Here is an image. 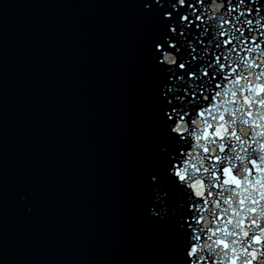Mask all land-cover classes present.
Returning <instances> with one entry per match:
<instances>
[{
    "label": "water",
    "instance_id": "1",
    "mask_svg": "<svg viewBox=\"0 0 264 264\" xmlns=\"http://www.w3.org/2000/svg\"><path fill=\"white\" fill-rule=\"evenodd\" d=\"M0 264H111L94 0H0Z\"/></svg>",
    "mask_w": 264,
    "mask_h": 264
},
{
    "label": "snow or ice",
    "instance_id": "2",
    "mask_svg": "<svg viewBox=\"0 0 264 264\" xmlns=\"http://www.w3.org/2000/svg\"><path fill=\"white\" fill-rule=\"evenodd\" d=\"M184 2L185 0H183V3ZM233 17H236V19H233ZM242 17L243 16L240 14L238 16H227L224 15L223 12L217 14L216 16L206 15L201 21V24L196 25V27L201 28L199 36L207 38V44L201 50L198 51L197 48L194 47L193 43L188 42L187 48L191 51L186 52L184 57H178L174 53L180 51L179 45L174 44L171 40H169L166 42L168 50L162 51L161 54L164 64L177 66L178 69L183 70L184 73L191 76L193 81L200 80L201 77L207 78L202 80L199 87H193L192 85L186 83L184 75L179 72H173V75L176 76L177 82L181 86L189 88L193 93H201V97L198 101L191 102L199 105L198 107L193 108L191 115L188 111H185L187 108L186 103L179 108H172L175 119H173V116H169V119L172 120L171 132L178 135L186 134L187 137H191L197 142L195 145L196 148L202 149L203 153H213L211 158L217 162L215 165L210 164L205 166V162L209 159V157L203 155V168H201L199 164L198 167L197 164L190 163V160L184 161L185 166H173L174 171L172 174L178 178L180 182L186 185L194 198H204L205 193H207V196H213L214 193L210 189L216 185L223 187L225 185L234 184L238 189L244 188L245 185V181L242 178H237V176L234 175V171H238L239 169L233 163L235 158L232 155L230 157L226 151V148L227 150H230L234 147L231 140H235L239 143L242 138L238 135V130H235L233 127H229L228 103L226 101V97L229 96V92L221 91L232 81H236L241 85L244 83V78L239 75L238 70H234L233 68V64H240V60L235 59L237 55L245 57L246 55H241V53H248V45H259L261 48H264L262 47L264 44H260L261 39L259 42H256L258 35L259 37H264L261 35V33H264V31H261L264 30V28H260L258 31L255 20L249 19L245 21ZM196 20H201V16L199 14L196 15ZM181 21H188L189 24L192 23V21L188 19L187 15L182 16ZM260 23L264 25V20ZM253 24H255L256 31H253ZM241 25L243 27H241ZM245 27L248 29V35L245 34ZM171 31L175 33L177 29L173 28ZM252 33L257 34L256 39H253ZM178 39L183 41V33H181ZM245 40H249L250 43L246 44ZM197 52L198 55H194V53ZM167 55L175 57L172 64L167 63L165 59ZM188 56H191V60L187 59ZM193 61H196L197 63L202 62L199 69H193L191 67ZM178 90L179 89L177 88L169 89V91L173 93ZM241 91L243 95L241 103L246 105L242 111L247 116L252 117L253 113L247 110L249 106L255 107L257 104L264 106V84L248 83L247 87L242 88ZM240 94V92L236 91L231 92L232 119H235V113L237 112L236 100ZM182 99L183 97L181 96L175 97V100L177 101ZM205 100H208L209 102L218 100V103L213 105L212 110H209L206 105L202 108L203 101ZM168 103L171 105L173 101L170 100ZM213 112L216 114H212ZM206 115H211L212 122H209L206 119ZM185 117H188V119H185ZM198 117L201 119L198 120ZM197 122H199V126ZM213 137L215 139H213ZM181 139H183L185 143L188 142L184 135H181ZM201 141L204 143H201ZM191 147H193L192 144ZM220 153H225V155L221 156ZM185 155L187 156L188 153ZM251 164L258 167L256 160H253ZM189 167H191L195 172H199L200 169H202L203 173L207 174V177L209 173H211L213 177L212 181L210 182L207 179V183H205L203 178L194 177L192 172L188 171ZM260 170L261 172H264V169ZM218 172L220 173L219 175H217ZM228 190L230 189H224L225 192ZM221 195H223V193H221ZM202 200L203 204L211 203V201L206 199ZM251 202L252 204H256L257 201L252 200ZM223 203L225 205L232 203L231 196H229L227 200H224ZM238 203L239 205H245L246 199L243 195L239 199ZM215 206L220 208L218 203H216ZM196 209L198 212L200 211L197 207ZM248 210L250 212H256L255 208L250 207ZM208 211L211 212V209ZM224 211H226V209H224ZM239 212L240 209H233V215L238 216ZM201 219L202 218L196 219L197 224L200 223ZM229 223H231V221H229ZM253 224H255V220H253ZM239 225L240 222L238 221L236 226L239 227ZM257 227L259 228V233H264V224L256 225L255 228ZM209 231H211V229H209ZM221 231H223V237H232L236 235V233L230 232L227 229H223ZM255 233L256 231H253L251 236H249L248 232L243 233L245 237H248L247 246L241 247V251L244 253L243 264H264V235H256ZM215 235L216 232L212 231V234L208 237V239L212 240V237ZM191 239L193 241H197L200 239V236L193 235ZM235 244H237V240L235 239L230 241L220 237L216 240H212V243H208L210 249L214 246L215 249L222 248V250H224L223 254L225 255H227L230 251L233 253L232 258L228 261V264H240V257L235 254V247H233ZM201 247V245L196 243H192L190 245L187 255L193 258L191 260V264H200V262L205 259L206 254L204 259H201L199 255ZM218 264H222V261L218 262Z\"/></svg>",
    "mask_w": 264,
    "mask_h": 264
},
{
    "label": "clouds",
    "instance_id": "3",
    "mask_svg": "<svg viewBox=\"0 0 264 264\" xmlns=\"http://www.w3.org/2000/svg\"><path fill=\"white\" fill-rule=\"evenodd\" d=\"M179 2L183 4V0H179ZM231 4L232 0H228V5L230 7ZM202 7H205L207 11H210L211 16H216L221 12H223L224 15L231 16V11H223V9L225 8L224 0H211V3L202 5ZM242 8L243 0H240V3L235 7L234 10L240 15L244 16L245 13ZM248 10L251 11V6ZM233 19H236V17H233ZM253 19L256 21L258 31L260 28H264V25L260 23L262 20H264V7L257 11ZM247 20L249 19L245 18V21ZM261 35L264 36V33H261ZM252 37L253 39H256L257 34L252 33ZM260 44H264V39L260 40ZM247 47L249 48V51L245 57H240L239 55H237V57L235 58L240 60V64H233L234 70H238L239 75L244 78L243 85L237 83L236 81H232L225 87V89L221 90L222 92H229V96L226 98V101L228 103L229 127H233L235 130H238L239 136L242 138L241 142H236V145L232 149H230V152L235 158L234 161H240V167L238 171L241 178L245 181V187L241 191L235 193H232L231 190L227 191L229 192V196H231L232 198V203L227 204L226 212L232 210L233 205H236L237 209L239 208L238 201L242 195L248 201L256 200L264 202V182H262L264 181V172L260 173L259 179H255L252 181H249L248 175V166L253 160H256L257 166L260 169H264V106L255 108V112L253 113L252 117H249L242 111L246 107V105L241 103V100L243 99L241 89L247 87L248 83L264 84V48H261L259 45H248ZM248 56H251V59H248ZM165 59L168 64H172L175 60V57L172 55H167ZM257 69H259V71H257ZM232 91L241 93L236 100L237 112L235 113V119H232L233 113L231 111ZM197 124L199 126V122H197ZM253 125L255 126L253 127ZM249 139L251 140V143L249 142ZM237 149L242 150L243 154H241V151H237ZM194 159L196 164H199L201 168L204 167L203 155H196ZM207 179L210 182L212 181L213 177L211 173H209ZM229 196H222L223 201L227 200ZM211 203L215 204V201H211ZM257 207V219H259L261 223H264V203H259ZM249 208L250 206H245V215H248L250 213V211L248 210ZM204 219L205 223L203 227L207 228L210 221H208L207 217H204ZM250 231H259V228H253L250 229ZM260 234L264 235V233ZM228 238L230 241L232 240L230 236ZM244 243L247 244V241H245ZM241 247V245L235 244V254L240 257V264H243L244 253L241 251ZM205 254H208L211 257L223 256L222 264H228V261L233 256V253L231 251L227 255H225L222 252H217L214 246H212L210 249L208 243L202 245L199 253L200 258L204 259Z\"/></svg>",
    "mask_w": 264,
    "mask_h": 264
}]
</instances>
